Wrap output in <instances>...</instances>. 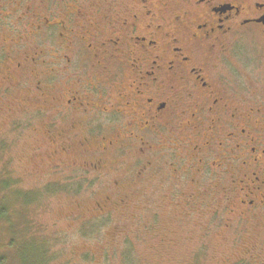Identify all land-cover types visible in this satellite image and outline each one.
<instances>
[{
	"label": "flooded vegetation",
	"instance_id": "af4514ba",
	"mask_svg": "<svg viewBox=\"0 0 264 264\" xmlns=\"http://www.w3.org/2000/svg\"><path fill=\"white\" fill-rule=\"evenodd\" d=\"M77 3L29 9L25 34L0 17V100L32 83L56 155L78 149L96 172L133 160L264 214V0Z\"/></svg>",
	"mask_w": 264,
	"mask_h": 264
},
{
	"label": "rangeland",
	"instance_id": "374dc122",
	"mask_svg": "<svg viewBox=\"0 0 264 264\" xmlns=\"http://www.w3.org/2000/svg\"><path fill=\"white\" fill-rule=\"evenodd\" d=\"M74 1L1 0L4 30L28 33L36 20L29 9L48 16ZM77 2L91 12L113 0ZM22 88L0 100V190L7 179L8 188L36 198L22 213L13 212L19 201L8 207L12 233L0 221V256L10 259L7 245L21 229L42 240L45 251L55 249L53 264H264L263 213L242 219L214 184L184 186L152 172L140 178L141 165L133 160L96 172L78 162V149L56 155L44 133L54 125L51 102L36 103L32 83ZM15 251L17 257L30 252L26 246Z\"/></svg>",
	"mask_w": 264,
	"mask_h": 264
},
{
	"label": "trees",
	"instance_id": "16d2710c",
	"mask_svg": "<svg viewBox=\"0 0 264 264\" xmlns=\"http://www.w3.org/2000/svg\"><path fill=\"white\" fill-rule=\"evenodd\" d=\"M2 184L5 187L4 190H0V221H2L3 224L7 226L8 232L10 233L13 224V212L17 213V210L19 209L18 212L22 213V210H26V206L33 202V200L36 198V193L22 191V189L18 190L16 187L8 188L7 186H9L10 183L7 179L3 180ZM15 200L21 202L19 205L20 207L17 208L16 211L14 209ZM11 205H13V212L12 210L10 212L8 210V207H11ZM12 236V239L9 241L11 244L7 245L9 247L8 249H13V252L10 253L11 255L9 256L10 259H8L6 255H1L0 264H5L9 260H11V263L14 262L15 264H18L20 261H24V258L32 264H53L51 261L53 260V253L55 249L45 251L44 247L46 245L39 243L42 242V240H39L38 242L36 237L31 238L22 232L21 229L17 230L16 234H13ZM24 246H26L30 252H28V254L24 257L15 256V249H18L19 247L24 248Z\"/></svg>",
	"mask_w": 264,
	"mask_h": 264
}]
</instances>
